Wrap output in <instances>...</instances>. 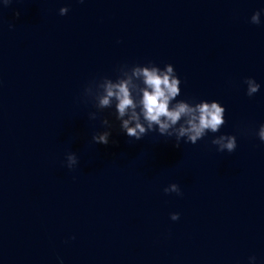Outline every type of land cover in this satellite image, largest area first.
<instances>
[{
    "label": "water",
    "instance_id": "95a60500",
    "mask_svg": "<svg viewBox=\"0 0 264 264\" xmlns=\"http://www.w3.org/2000/svg\"><path fill=\"white\" fill-rule=\"evenodd\" d=\"M260 9L264 0H0V264H264V12L250 23ZM148 63L173 66L176 100L218 102L219 131L179 147L156 131L137 141L114 103L97 109L85 94ZM249 77L260 85L251 97ZM105 130L109 143H94ZM221 134L236 137L233 152L211 143ZM172 183L182 195L163 191Z\"/></svg>",
    "mask_w": 264,
    "mask_h": 264
},
{
    "label": "clouds",
    "instance_id": "9594fccd",
    "mask_svg": "<svg viewBox=\"0 0 264 264\" xmlns=\"http://www.w3.org/2000/svg\"><path fill=\"white\" fill-rule=\"evenodd\" d=\"M11 0H3L7 6ZM68 8L61 7L60 15H65ZM264 9L254 12L250 23L260 24ZM19 16V12L16 13ZM11 27V25H9ZM115 80L104 77L85 88L87 96L95 95L97 109L111 108L114 103L115 118L120 122V129L130 138L141 140L148 132L156 131L161 136L174 137L175 147L180 146L181 138L186 143L196 144L208 132L217 133L224 125L225 109L216 101L201 100L192 103L176 100L180 95V80L171 64L160 68L152 63L121 67ZM246 95L252 96L259 91L260 85L253 78H246ZM175 101V102H174ZM95 119V113L90 114ZM101 124L110 129L107 118ZM111 132L109 130L92 135L96 144L107 145ZM256 135L264 142V124H261ZM211 143L217 146L218 152H233L236 148V137L221 134L215 136ZM77 164L75 153L66 154V166L71 169ZM165 193L182 195L177 184H169ZM170 219H179V213L170 214ZM254 261L255 257H250Z\"/></svg>",
    "mask_w": 264,
    "mask_h": 264
}]
</instances>
